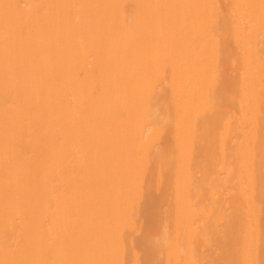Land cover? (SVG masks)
<instances>
[{
	"label": "bare ground",
	"instance_id": "6f19581e",
	"mask_svg": "<svg viewBox=\"0 0 264 264\" xmlns=\"http://www.w3.org/2000/svg\"><path fill=\"white\" fill-rule=\"evenodd\" d=\"M0 264H264V0H0Z\"/></svg>",
	"mask_w": 264,
	"mask_h": 264
}]
</instances>
